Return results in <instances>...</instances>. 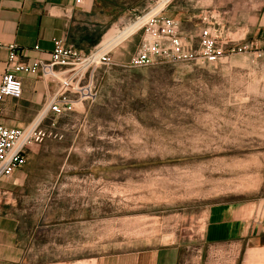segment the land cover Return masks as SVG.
<instances>
[{"label": "rangeland", "instance_id": "obj_1", "mask_svg": "<svg viewBox=\"0 0 264 264\" xmlns=\"http://www.w3.org/2000/svg\"><path fill=\"white\" fill-rule=\"evenodd\" d=\"M206 28L182 35L191 58L100 65L67 91L72 106L48 112L44 130L63 138L27 149L22 185L0 195L24 240L52 258L110 240L173 243L181 264H264V44L210 33L222 53L208 62ZM218 203L253 211L261 238L210 250L202 235Z\"/></svg>", "mask_w": 264, "mask_h": 264}, {"label": "crops", "instance_id": "obj_2", "mask_svg": "<svg viewBox=\"0 0 264 264\" xmlns=\"http://www.w3.org/2000/svg\"><path fill=\"white\" fill-rule=\"evenodd\" d=\"M150 3L151 0H85L78 5L75 0H0V79L10 47L20 53L21 62L31 65L38 61L40 67L50 63L55 40L86 56L117 27L144 13ZM161 15L174 19L186 38L195 34L188 26L197 24L218 34L225 43L264 44V0H168ZM142 37V31H138L112 50L115 67L130 63ZM41 68L35 74L18 75L22 83L19 99H3L0 122L5 127L23 129L45 113L59 85ZM64 69L53 65L51 71L55 74ZM70 96L67 93L66 97ZM26 173L25 167L16 171L9 181L0 183V190L15 191ZM252 214L247 207L211 205L202 235L204 244L211 250L226 243L249 244L255 237L261 238L255 231ZM24 239L16 214L0 206V264H181L184 258L181 247L173 243L142 247L139 242L110 240L100 243L99 248L93 245L92 253L85 256L69 258L60 253L52 258L39 249L41 245Z\"/></svg>", "mask_w": 264, "mask_h": 264}, {"label": "built area", "instance_id": "obj_3", "mask_svg": "<svg viewBox=\"0 0 264 264\" xmlns=\"http://www.w3.org/2000/svg\"><path fill=\"white\" fill-rule=\"evenodd\" d=\"M85 0H75L81 5ZM168 0H151L147 10L133 19L117 27V30L106 41L95 47L88 55L81 56L73 48L66 47L62 41L55 40L54 48L50 54V63L44 66L35 61L27 65L20 61V53L10 47L4 73L0 79V116L3 113L2 101L9 97L19 99L22 95V83L19 74H35L39 68L47 71V75L57 80L59 89L49 99V103L42 117L23 129H10L0 122V183L9 181L14 173L26 164V151L32 146L43 142L47 137L61 140L62 134L58 132L47 133L42 124L48 112L59 113L62 106H72L74 100L67 98V91L80 92V81L89 70L93 71L102 65L106 68L114 67L111 58L112 50L128 39L132 34L142 31V40L135 56L131 59L128 68H140L151 65L160 57L191 58L190 50L180 32L178 23L161 15L162 9ZM211 31L206 29L200 37L202 55L208 62L217 61L222 53V47H216L210 40ZM220 36L216 34V38ZM37 50L38 47H35ZM53 65L65 67L63 71L53 73ZM126 67V66H124ZM93 69V70H92ZM82 98V97H81ZM80 98V99H81ZM82 100V99H81ZM7 192L0 190V195Z\"/></svg>", "mask_w": 264, "mask_h": 264}]
</instances>
